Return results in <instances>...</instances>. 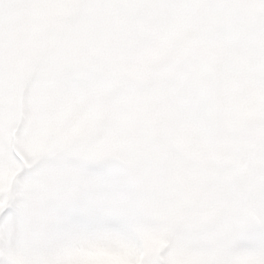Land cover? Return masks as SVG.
Returning <instances> with one entry per match:
<instances>
[{
	"label": "snow or ice",
	"instance_id": "snow-or-ice-1",
	"mask_svg": "<svg viewBox=\"0 0 264 264\" xmlns=\"http://www.w3.org/2000/svg\"><path fill=\"white\" fill-rule=\"evenodd\" d=\"M0 264H264V0H0Z\"/></svg>",
	"mask_w": 264,
	"mask_h": 264
}]
</instances>
